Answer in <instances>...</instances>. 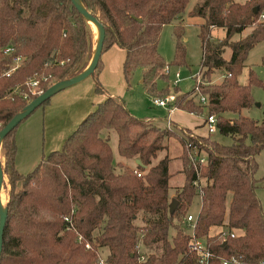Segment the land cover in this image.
Here are the masks:
<instances>
[{
	"label": "trees",
	"instance_id": "obj_1",
	"mask_svg": "<svg viewBox=\"0 0 264 264\" xmlns=\"http://www.w3.org/2000/svg\"><path fill=\"white\" fill-rule=\"evenodd\" d=\"M186 1L80 3L104 30L101 53L111 45L123 49L127 88L138 72L140 86L151 98L169 93L168 88L158 90L155 84L165 79L160 72L164 66L185 65L183 28L173 23L181 20ZM263 7L264 0H198L188 12L201 19L197 24L198 66L200 79L206 80L198 88L208 102L199 104L191 88L185 93L176 91L167 106L193 114L205 108L206 115L215 116L216 131L230 136V144L210 140L208 135H191L186 129H179V136L172 129L135 118L121 99L107 96L60 149L20 174L13 161L17 126L10 130L0 142L1 169L9 186L0 264H98L97 248L106 251L104 264H197L180 224L195 196L199 207L193 234L205 239L210 252L224 258L234 255L238 264H264V212L254 178V157L264 150V121L240 114L252 104L250 86L261 82L250 70L246 84L237 80L247 52L264 38V21L256 19ZM168 24L173 26V57L166 63L157 44L162 27ZM213 27L223 28L222 38H211ZM248 27H252L249 34L233 38ZM93 46L91 24L70 0H0V127L37 95L31 94L28 80L36 79V87L43 91L53 82L78 74ZM5 47L10 48L6 53ZM225 50L229 51L227 58ZM16 56L20 62L6 75ZM99 68L100 57L92 75ZM219 69L224 71L221 81L209 83L212 72ZM95 90L100 92L97 82ZM109 132L115 136L118 161H113ZM169 137H176L183 151V183L174 189L172 198L169 158L165 154L156 160L166 150ZM183 137L205 155L197 190L191 185L194 172ZM121 160L133 161V167ZM214 228L236 233L222 236ZM137 244L143 261H137Z\"/></svg>",
	"mask_w": 264,
	"mask_h": 264
},
{
	"label": "rangeland",
	"instance_id": "obj_2",
	"mask_svg": "<svg viewBox=\"0 0 264 264\" xmlns=\"http://www.w3.org/2000/svg\"><path fill=\"white\" fill-rule=\"evenodd\" d=\"M198 0H187L183 13H182V21H175L173 25L179 26L181 25L183 28V45L185 48V65L182 66H175V65H166L168 66V76L164 80L157 79L155 81L156 87L158 90H161L163 88H168L169 93L175 94L176 91L180 93H185L189 91L193 86V80L197 76L199 72V61H200V55H201V48H200V42L197 37V24L201 21L198 17H190L188 16V12L191 11V9L196 5ZM240 2H244L246 0H239ZM257 22H261L258 21ZM92 28V25H91ZM214 29V30H213ZM252 27L245 28L239 35L233 36L234 39H236L238 36H245L249 34ZM173 30L172 25L163 26L160 34H159V43H158V52L160 56L163 58V60L166 63H169L172 60L173 57V38L171 36ZM212 30V31H211ZM210 36L213 40H218L223 37L224 30L222 27H213L211 28ZM95 36L96 32L92 29V40L95 42ZM229 51L225 50L223 56L225 58L228 57ZM248 70L252 71L255 75V77L260 80L261 83L256 85L250 86V95L252 98V104L243 109L242 112L247 115L248 118L257 121L262 122L264 121V38L259 40L249 51L247 52L243 68L240 72V74L237 77V80L241 84H246L247 82V73ZM177 71L179 73V81L175 86H172L170 83L173 79V73ZM163 74V68L160 71ZM221 70H215L212 72V74L209 77V83L216 84L219 83L222 79L220 76ZM224 72V71H223ZM135 75V73H134ZM132 77L131 83L135 85V77ZM164 75V74H163ZM195 75V76H194ZM194 77V78H193ZM200 79V84L205 82ZM130 84V86L132 85ZM207 84V83H206ZM143 88L140 86V88H131L127 91L125 101L128 105V107L135 109L139 108V110L136 113L137 116L135 118L137 119H145L152 118L157 120L159 124L157 126L163 127L164 121H165V115H166V108H160L155 107L151 103V98L149 99L148 96L142 93ZM40 91L37 87L31 88L30 92L38 93ZM144 92V91H143ZM145 93V92H144ZM167 93V94H169ZM179 94V93H178ZM159 97V96H155ZM162 97V96H160ZM196 100V98H194ZM127 108V107H126ZM131 114V113H130ZM132 115V114H131ZM205 108H201L200 117H205ZM163 123V124H162ZM19 125V124H18ZM17 125V126H18ZM16 129V128H15ZM173 129V127H172ZM175 131V130H174ZM177 135L180 134L179 131H175ZM179 132V133H178ZM110 138L108 140V143L110 144L111 148L114 150V144H115V136L113 133H110ZM106 133H102V136L104 137ZM182 135V134H180ZM179 135V136H180ZM210 140H215L218 143L221 144H230L231 138L230 136H223L220 135L217 131H214L213 133L209 134ZM167 144V148L165 151L159 152L158 156L167 155V157L170 159V162L168 164V172L170 174L168 179V186H169V194H171L170 198L173 196V191L175 188L179 187L183 183V175L181 171L177 170V167L182 166L180 165V162L178 159L181 160L183 151L181 150V154H178L180 152L181 145L179 140L176 137H169L165 140ZM1 148H0V163H3V157L1 156ZM256 162V170L254 172V178L256 180V187H255V194L259 201L260 207L262 211L264 212V150H260L254 157ZM200 182L202 183V179H200ZM9 186L7 184L6 176L3 174V183L1 186V194L3 197L2 204L5 205L7 194H8ZM198 196H195L192 198L190 205L188 206L186 213H189L193 216H196L198 207H199V200ZM185 213V214H186ZM138 219V218H137ZM138 223L139 221L136 220ZM222 228H214L212 229L213 232H216L217 230H221ZM234 235L235 231L231 230ZM212 232V233H213ZM172 234V232H171ZM183 234L185 235V231L183 230ZM88 248V247H85ZM105 249L97 248L96 249V259L98 258L102 259L105 256Z\"/></svg>",
	"mask_w": 264,
	"mask_h": 264
},
{
	"label": "crops",
	"instance_id": "obj_3",
	"mask_svg": "<svg viewBox=\"0 0 264 264\" xmlns=\"http://www.w3.org/2000/svg\"><path fill=\"white\" fill-rule=\"evenodd\" d=\"M180 21H182V18ZM168 25L170 26L172 24ZM182 40H184L183 35ZM123 59V49L116 45H111L100 54V68L97 73L57 91L44 105L37 107L19 123L13 133L15 144L13 161L14 168L18 173L25 174L29 172L49 152L60 149L65 138L70 135L77 125L107 96L119 98L123 101L129 89L140 88L141 80L138 72L134 75L135 80L138 79L135 81V85L131 83L132 85L127 88L122 74ZM221 71L220 76L223 77L224 72L223 70ZM96 82L100 87V92L95 90ZM143 91L142 93L145 95L146 93ZM148 98L150 99L149 96ZM123 103L134 117L137 116L135 112H137L139 108L132 109L128 107L125 101H123ZM242 110L240 114L247 117ZM165 117L164 126L160 128H166V122L168 120L171 129L173 127L172 130L179 131V129H186L191 134L206 135L203 127L204 118H201L200 114H193L172 107L170 111H166ZM145 119L153 125L157 126V124H159L155 119L147 117ZM208 136L210 137V135ZM111 150L113 161L120 160L115 152V144L114 150L112 148ZM181 150L182 149H180L178 158L181 154ZM158 158H160V156H157L156 160ZM178 160L181 165V160ZM121 161L133 167V161ZM177 168V170L180 171L182 166ZM169 196H171V194H169ZM0 198L1 201H3L1 191Z\"/></svg>",
	"mask_w": 264,
	"mask_h": 264
},
{
	"label": "built area",
	"instance_id": "obj_4",
	"mask_svg": "<svg viewBox=\"0 0 264 264\" xmlns=\"http://www.w3.org/2000/svg\"><path fill=\"white\" fill-rule=\"evenodd\" d=\"M256 19L258 21L263 22L264 21V7L257 13ZM9 47H5L3 49V52H8ZM20 57L16 56L12 60V64L9 66L8 70L6 71V75L11 72L20 62ZM169 70L168 66L163 67V74L168 75ZM197 76L193 80V86H192V94L195 95L197 102L199 104L205 105L208 102V99L205 95L201 94L199 91V84H200V74H196ZM195 76V75H194ZM179 81V73L175 71L173 73V79L171 82L172 86H175ZM38 81L34 78L28 80L27 84L31 88H36ZM41 91H38V93ZM37 93V94H38ZM174 100V95L172 93L166 94L162 97H151V103L155 106H159L162 108H166V110H171L172 107H168L167 104L171 103ZM203 127L205 129L206 135H209L210 133H213L216 131V119L214 115H206L204 117L203 121ZM166 128L171 129V125L169 121L166 122ZM191 134V133H190ZM193 135V134H191ZM184 138V147H185V154L186 157L192 167V170L194 172V178L191 180V185L195 188V190L199 189V186L201 185L200 177H199V167L203 166L205 164V155L204 153L195 145H191L190 142L187 141L185 137ZM65 221H67V217L63 218ZM194 221L195 216L186 213L182 216L180 220V224L183 227V230L185 231V236L187 237V249L190 252H194L196 256V263L197 264H214L213 262L216 261L215 264H238L239 259L238 257L232 255L227 258L224 257H217L212 252H210L205 243V239L201 237H196L193 234V227H194ZM221 235H229L230 237H234V233L231 230L222 228L220 231ZM77 239H80L77 237ZM85 247H88L87 244L84 245ZM136 251L138 253L137 261H143L144 260V253L141 251L140 244L136 245ZM104 257L102 259L98 258V264H104Z\"/></svg>",
	"mask_w": 264,
	"mask_h": 264
},
{
	"label": "water",
	"instance_id": "obj_5",
	"mask_svg": "<svg viewBox=\"0 0 264 264\" xmlns=\"http://www.w3.org/2000/svg\"><path fill=\"white\" fill-rule=\"evenodd\" d=\"M70 2H71V6L78 11V13L86 20L88 24L92 23L97 28L96 38L89 60L87 61L84 68L78 74L66 79L53 82L45 90L39 92L33 99L28 101L19 112L15 113L2 127H0V142L2 138L10 130H12L15 126H17V124H19L37 107H39L45 100L49 99L54 93L92 75V72L101 54V46L104 36V30L101 24L97 21V19L83 8V6L80 3V0H70ZM137 163L138 160L136 159L135 164ZM2 183H3V173L0 163V190ZM171 203L174 205L175 201L172 200ZM5 217H6V208L0 201V250H1L2 229L5 222Z\"/></svg>",
	"mask_w": 264,
	"mask_h": 264
},
{
	"label": "bare ground",
	"instance_id": "obj_6",
	"mask_svg": "<svg viewBox=\"0 0 264 264\" xmlns=\"http://www.w3.org/2000/svg\"><path fill=\"white\" fill-rule=\"evenodd\" d=\"M89 24L92 25V29H93V31H94V32H97V28H96V26H95L94 24H92V23H89ZM95 38H96V36H95ZM0 201H1V198H0ZM1 202H2V201H1Z\"/></svg>",
	"mask_w": 264,
	"mask_h": 264
}]
</instances>
